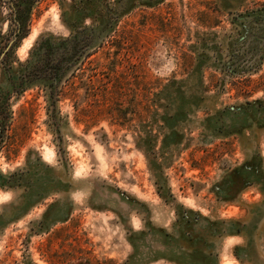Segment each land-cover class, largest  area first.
<instances>
[{
  "label": "rangeland",
  "instance_id": "1",
  "mask_svg": "<svg viewBox=\"0 0 264 264\" xmlns=\"http://www.w3.org/2000/svg\"><path fill=\"white\" fill-rule=\"evenodd\" d=\"M8 3L0 264H264V0Z\"/></svg>",
  "mask_w": 264,
  "mask_h": 264
},
{
  "label": "trees",
  "instance_id": "2",
  "mask_svg": "<svg viewBox=\"0 0 264 264\" xmlns=\"http://www.w3.org/2000/svg\"><path fill=\"white\" fill-rule=\"evenodd\" d=\"M36 1L37 0H7V2H9L10 21L13 24L12 31L14 37L18 41L24 38L29 32L30 13ZM15 44L16 43L12 44L10 50L6 51L5 55L0 59V65L4 67L10 66L12 61L10 54L14 52ZM9 98L10 96L6 98L0 97V148L9 127Z\"/></svg>",
  "mask_w": 264,
  "mask_h": 264
}]
</instances>
